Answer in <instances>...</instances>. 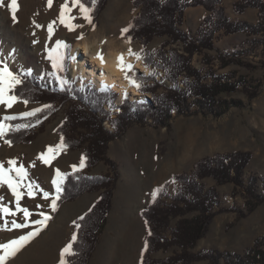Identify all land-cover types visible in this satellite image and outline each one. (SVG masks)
I'll return each instance as SVG.
<instances>
[{
    "label": "rangeland",
    "instance_id": "1",
    "mask_svg": "<svg viewBox=\"0 0 264 264\" xmlns=\"http://www.w3.org/2000/svg\"><path fill=\"white\" fill-rule=\"evenodd\" d=\"M133 1L109 0L99 21L95 23L91 17V23H89L83 18L79 7L75 6L72 0H52L51 7L48 5V0H17V3L22 5L21 12L16 17V20L18 17L20 18L15 29L18 35L14 38L8 32L4 36L0 32V62L15 75L21 71L30 70L35 76L45 77L47 82L51 81L58 85L61 83V79L56 74V70L63 66L64 49L70 45L67 80L69 82L75 80L79 85H84L88 81L85 82L82 74H80L82 77L80 75L72 76L71 64L74 59L73 50L76 43L84 40L91 42L97 40L102 44V53L104 54L108 52L110 42L114 43L116 47L123 46L141 55L143 50L141 43L138 41L129 42L123 31L139 13ZM238 1L223 0L226 15L230 20L257 24L259 11L249 8L245 13L238 14L234 10V4ZM65 3H68L71 9L67 15L74 17L71 23L77 26L75 30L70 31L68 27L60 23L61 6ZM208 14L203 6L189 8L186 11L185 23L181 30L191 32L195 36L197 29ZM116 18L123 22H114ZM6 20V17L1 19V23H5ZM49 25L52 26L51 34L48 30ZM111 25L113 28H110ZM66 29L67 34H71V39L64 42L60 39ZM40 31H43L41 35ZM23 32L27 36L20 43L16 39L21 37ZM47 32L49 35L43 38ZM81 36L83 39L80 38ZM255 38L256 36H249L246 33L226 35L221 32L215 40V50L205 51V53L215 59L214 64L219 75L228 77L231 81H237L240 76H246L248 81L258 80L264 84V48L252 43ZM55 39H58L59 42L56 41L52 44ZM165 40V38H156L149 45L148 50L157 51ZM25 41H27V47L24 45ZM58 43H62L64 46L58 48ZM173 48L182 50L180 44L174 45ZM27 49L39 50L37 61L28 59L25 54ZM237 50H243L244 53L240 55L241 59L253 64L257 69L250 70L237 65L220 69L218 55L232 54ZM203 59L204 55H196L194 65L199 69L206 70L207 67ZM136 61H141L147 69L143 74L159 72L158 80L165 76L164 71L147 67L141 59H136ZM134 63L131 64L133 69L129 73L131 78L133 72L138 71ZM90 83L97 89L104 88L97 87L93 81ZM165 83L171 86L168 81ZM129 85L134 88L130 83ZM162 92L163 90L160 91V93ZM116 93L119 96L117 104H121L120 100L124 95L132 100L126 90L121 94ZM143 99L148 102V99L144 97ZM222 99L230 102L240 100L244 102V106L241 108L232 107L220 117L205 115L198 111L197 106H193L186 115L174 113L170 129L156 128L152 124L134 125L124 136L110 143L108 156L118 164L120 179L114 192L107 226L100 236L89 264H126L128 257L129 264H143L142 250L147 236V226L142 218V212L149 205L152 193L155 188L170 181L172 182L168 189L170 198L165 199L170 202L181 188V185L174 181L173 177L182 173H190L201 159L220 153L251 151L253 159L247 170L248 176L251 174L264 176V85L259 95L252 101L241 90L233 94H224ZM40 106L39 104H24L23 101L15 102L11 108L0 104V122H3L5 116H22L23 113L38 109ZM65 111L66 107L51 118L47 122L45 131L39 133L30 144H11L9 146L0 139V162L4 163L5 169L10 167L7 163L9 160H15L17 161L16 167L22 166L27 170L26 182L30 181L33 185L39 186V188H34L35 198L28 197L27 188L20 189L25 193L20 204L33 214L31 220L41 219L39 216L41 212L50 217L53 215L50 205L51 197L57 195L56 188L52 183L56 179V169L62 173L75 172L72 166L78 167L83 157L84 150L69 151L66 154L59 152L51 160L50 166L39 159L40 154L47 153L50 146L55 147L60 144V136L57 134L56 128L64 119ZM106 124V127L112 130L110 124ZM109 171V166L101 162L92 170L86 171L85 174L88 177H94L105 175ZM10 175L15 177L14 172ZM203 183L207 189L217 187L221 195L222 206L230 208L236 205L245 209L246 201L243 195L232 197L233 184L218 186L213 179H206ZM43 192H48L50 198L45 199ZM101 193L102 191L88 192L76 201L66 203L60 209L55 220H49L39 235L10 258L7 264H60L61 252L71 242L74 235L76 220L99 201ZM0 198H2L0 204L15 211V197L6 184L0 185ZM13 219L18 223L24 222L22 213H18L15 217L8 216L9 227ZM176 222L177 220L173 221V227ZM3 226L4 217L0 214V228ZM131 226L132 230L127 232ZM32 230V227H28L0 231V243H5L12 237L25 235ZM263 235L264 204L247 218L239 221H237L235 213L217 216L207 235L199 241L194 252L216 249L244 253L254 245L257 238ZM132 238L133 241H131ZM178 252L180 250L174 247L167 253L153 254V258L166 259ZM195 264H209V262L201 261ZM221 264L224 263L221 262Z\"/></svg>",
    "mask_w": 264,
    "mask_h": 264
},
{
    "label": "trees",
    "instance_id": "2",
    "mask_svg": "<svg viewBox=\"0 0 264 264\" xmlns=\"http://www.w3.org/2000/svg\"><path fill=\"white\" fill-rule=\"evenodd\" d=\"M81 2L91 9L90 15L97 23L109 0ZM133 4L139 13L125 28L128 31L124 32V36L132 42L141 43V60L147 67L165 72L161 80H158L159 72L149 75L133 72L132 78L141 84L136 90L141 94H150L152 100L141 103L124 95L121 104H117L119 96L111 87L97 89L91 83L78 86L77 81L69 82L70 45L64 49L63 66L56 70L61 79L60 84L47 82L45 77L24 70L17 74L22 83L9 93L16 95L19 101L41 105L38 109L42 111L34 117L16 116L15 120H3L12 129L0 138L1 141L8 139L13 145L32 143L39 133L45 131L47 122L66 107L65 117L56 128L60 142L63 137L66 145V149L60 153L84 150L85 166L78 171L65 173L57 210L53 211L50 220H55L66 203L74 202L88 192L102 191L99 201L81 216L83 219L80 217L76 220L80 227L75 228V254L68 256L69 264H89L107 226L114 192L120 179L118 164L108 156L111 142L124 136L134 125L152 124L156 128L170 129L174 113L186 115L193 106H197L198 111L205 115L220 117L232 107L244 106L243 101L230 102L222 99V95L241 90L252 101L264 85L262 81H248L246 76L231 81L219 75L215 59L205 53L215 50V40L221 32L226 35L246 33L256 36L252 43L264 48V0H239L234 4L238 14L245 13L249 8L257 9L259 21L255 25L231 21L226 15L223 0H134ZM198 6H203L209 14L193 36L191 32L182 31L181 27L185 23L186 11ZM156 38L166 40L157 51H149V45ZM176 44H180L182 50L174 49ZM243 53V50H237L232 54H219V68L237 65L250 70L257 69L241 59ZM196 55H204L206 70L194 65ZM0 67H4L1 62ZM49 105L50 108L46 107ZM105 123H109L112 130ZM252 159L251 151L220 153L201 159L190 173L173 177L181 188L170 202L165 199L170 198L168 189L172 182L168 181L155 188L154 191L159 189L155 201L152 197L142 212L147 226L142 250L143 264H195L201 261H208L209 264H264V235L257 238L254 245L244 253L216 249L194 252L217 216L235 213L239 221L264 204V176L247 174ZM101 162L109 166L107 174L94 177L85 174ZM206 179H213L218 186L233 184L232 197L243 195L245 209L236 205L230 208L222 206L217 187L207 189L203 183ZM174 220L177 222L173 227ZM174 247L180 252L166 259L153 258V254L167 253Z\"/></svg>",
    "mask_w": 264,
    "mask_h": 264
},
{
    "label": "snow or ice",
    "instance_id": "3",
    "mask_svg": "<svg viewBox=\"0 0 264 264\" xmlns=\"http://www.w3.org/2000/svg\"><path fill=\"white\" fill-rule=\"evenodd\" d=\"M73 4L75 6H78L81 13L83 14V18L88 20L89 23H91V16L89 15L91 9L89 7H86L81 0H72ZM93 3H95V0H93ZM48 5L51 7L52 0H48ZM0 7H4V0H0ZM8 7L11 10L12 19L16 20V12L18 10V3L17 0H9ZM71 9L69 8L68 3H65L61 6L60 11V23L64 24L66 27L69 28V30H75L76 25L71 23V20L74 19V17L68 16L67 13H69ZM49 33L52 32V26L49 25ZM124 32H127L128 29H124ZM83 39V37H80ZM129 42H131L129 40ZM64 45L62 43H58L57 47H63ZM129 55L134 56L137 60L141 59V55L134 52L132 49H129ZM98 59L101 60V62H104L103 55H99ZM118 67L121 72L125 73V79L129 80V83L136 89H139L141 87V84L131 78L129 76V73L132 71L133 66L131 64H127L124 60V56L121 54L118 57ZM21 79L13 74L7 66L0 67V104L6 105V107L11 108L15 102H19V98L16 95H8V93H12L15 87L19 84H21ZM24 104H27L28 101H23ZM46 107H51L46 106ZM42 111V109H36L34 111L25 112L22 114V117H34L36 116L37 112ZM17 119L16 116H5L3 117L4 121H11ZM26 127V125H25ZM12 129V126L7 123L0 122V138H3L7 135V132ZM6 144L11 146V140L5 139L4 141ZM66 149V145L64 144L63 137H61V142L59 145L53 147L50 146L47 149V153H41L39 156V159L46 165L50 166L51 160L56 156L57 153L63 151ZM85 157L81 158L80 165L77 167L76 165H73V171H78L79 169H82L85 166ZM8 165H10L9 168L5 169L4 163L0 162V185H7V187L11 190L12 195L15 197V211L11 210L9 207L4 206L3 204H0V214L4 217V226L0 228V231L3 230H14V229H24L28 227H32V231L28 232L25 235H21L18 238L9 240L6 243H0V264H7V261L14 257L15 254L20 251L27 243H29L33 238L39 235L40 231L47 226V222L51 219L50 216L46 215L45 213L41 212L39 213V216L41 219L31 220L32 213L29 211L28 208L22 207L20 204V201L23 199L25 193L22 192L20 189L22 187L27 188V195L29 198H35L36 192L34 191V188H39L38 185H33L30 181L26 182V178L28 176L27 170L21 167H16L17 161L15 160H9ZM34 166V165H33ZM15 173V177L10 175V173ZM66 176L65 173H62L59 169H56V179L52 181L53 185L56 188L57 195L54 197H51V209L52 211L57 210V200L59 199V194L62 191L61 184L63 182L64 177ZM41 191H43L41 189ZM159 193V189L154 191L152 193L153 201H155L156 196ZM43 197L45 199L50 198V194L48 192H43ZM2 199V198H0ZM39 207V206H38ZM18 213L23 214V221L22 223H18L15 219L11 220L10 227H9V221L7 220L8 216L15 217ZM80 219H83L81 217ZM80 227L79 224H76V228L78 229ZM149 235H151V232L149 231ZM77 240V236L74 234L71 238V242H69L62 250L61 252V260L60 264H69L66 257L74 255V249L73 245ZM146 250V249H145Z\"/></svg>",
    "mask_w": 264,
    "mask_h": 264
},
{
    "label": "bare ground",
    "instance_id": "4",
    "mask_svg": "<svg viewBox=\"0 0 264 264\" xmlns=\"http://www.w3.org/2000/svg\"><path fill=\"white\" fill-rule=\"evenodd\" d=\"M9 0H4V7H0V32L4 36L8 32L9 35L13 36L14 38L17 37L18 32L15 29L17 28V21L20 20L18 17L17 20L12 19L11 10L8 7ZM18 4V10L16 12V17L18 16L19 12H21V6ZM119 15V14H118ZM7 18L5 23H1V19ZM115 21L123 22L122 20L114 19ZM113 28V25L110 26ZM10 30V31H9ZM43 31H40V35ZM49 35L47 32L43 38H46ZM73 35V33H72ZM27 34L25 32L22 33L21 37L17 38L16 41L23 42L26 38ZM71 34H67L66 32L63 34L60 40L67 42L71 39ZM49 39V38H47ZM46 40V39H45ZM58 41L55 39L54 42ZM59 42V41H58ZM25 47H27V41L24 42ZM109 50L106 53H102V44L99 43L97 40L94 42L84 40L83 42L76 43L75 48L73 50L74 59L71 64L72 68V76L76 77L80 74L83 75L85 82L92 80L93 83L97 87H112L114 91L118 93H123V91L131 92L134 96H138L139 99H143V95H141L136 89L131 88L129 85V80L125 79V73L121 72L118 67V57L122 54L124 56V60L127 64H133L135 62V57L129 55L128 49L124 48L123 46L116 47L114 43L109 42ZM38 49H27L25 51L26 56L28 59L37 61L38 59ZM103 55L104 62L102 63L100 59H98L99 55ZM137 68L143 71H147L141 61H136L134 63ZM4 186V185H3ZM132 230V226L127 231L129 232ZM137 233V232H136ZM135 236V233H133ZM137 235V234H136ZM18 238L12 237V239ZM137 238V237H135ZM10 239H7L8 242ZM133 241V238L131 239ZM138 241V239H137ZM5 242V243H6ZM137 243V242H136ZM131 251V250H130ZM126 264H129V257L126 260Z\"/></svg>",
    "mask_w": 264,
    "mask_h": 264
},
{
    "label": "water",
    "instance_id": "5",
    "mask_svg": "<svg viewBox=\"0 0 264 264\" xmlns=\"http://www.w3.org/2000/svg\"><path fill=\"white\" fill-rule=\"evenodd\" d=\"M135 61H136V59H135ZM136 70H138L140 73H145L144 71L140 70V69L137 68V67H136ZM140 94H141V93H140ZM129 95L131 96L132 101H138V102H141V103H146V102H147V101L144 100V99H143V100L139 99L138 96H134L131 92H129ZM141 95H143V97H144L145 99H148V101L152 99V96H150L149 94H141ZM121 101H122V99L120 100V103H121ZM106 126H107V124H106ZM108 128H109V127H108ZM109 129H110V128H109Z\"/></svg>",
    "mask_w": 264,
    "mask_h": 264
}]
</instances>
